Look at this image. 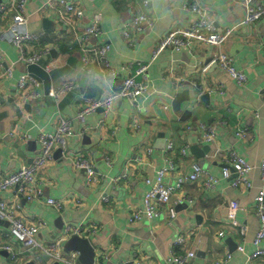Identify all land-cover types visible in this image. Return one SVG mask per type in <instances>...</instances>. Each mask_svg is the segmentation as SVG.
Segmentation results:
<instances>
[{
    "label": "crops",
    "instance_id": "crops-1",
    "mask_svg": "<svg viewBox=\"0 0 264 264\" xmlns=\"http://www.w3.org/2000/svg\"><path fill=\"white\" fill-rule=\"evenodd\" d=\"M5 1L0 0V3ZM65 1L83 10V18L75 24L77 31L88 27L94 15L100 16L102 34L97 39L90 38L88 45L103 43L109 50L104 59L93 58L84 70L83 54L74 41L73 32L58 21V0H27L24 5L27 29L42 33V39L39 43H28L25 51L31 54L48 46L50 52L36 66L49 76V89L58 90L68 82L71 90L55 102L38 80L43 96L18 106L16 84L20 76L29 74L28 66L17 61L14 48L1 38L10 24V14L5 19L0 16V51L3 54L0 64V181L21 166L32 164L40 152L39 136L53 133L62 117L71 121L76 133L69 140L71 155L89 159L95 171L107 178L108 183L102 191L113 202L107 205L98 200L85 184V173L60 161L59 152L54 161L38 173L41 197L22 202L13 187L0 191V203L17 205L22 219L28 223L39 219L46 223L36 236L44 248L51 246L56 240L54 236L58 240L66 227L79 229L77 236L89 241L94 250L93 263L97 264H162L176 236L194 229L186 249L193 250L195 257L188 264H215L227 256L225 264H264V257L250 259L256 249L264 248V240L258 245L253 243L259 227L254 209V198L260 186L258 165L264 159V98L258 94L264 87V20L236 27L244 13L240 0H199L218 32L236 27L222 49L247 78L245 85L238 86L214 65L206 73L201 71L217 52L215 48L197 45L192 56L185 51L165 50L152 60V51L160 37L176 25H190L192 18L184 9L185 0H148L146 6H141L152 26L141 32L130 28L136 36L133 48L127 47L121 33L136 13L130 0ZM104 63L124 69L117 78L108 80V85L103 83ZM137 63L148 64L146 84L154 93L138 98L136 113L127 100H121L111 113L99 109L88 115L83 124L72 120L86 99H101L118 89L125 78L133 77ZM184 92L189 99L181 105V112H177L172 100ZM202 95L204 99H200ZM254 113L259 117L255 118ZM135 119L139 122L136 128L131 127ZM199 124L215 131L212 145L199 141L202 135ZM160 134H164V149L167 144H173L169 157L174 162V171L165 182L175 185L183 180L168 206L174 209L175 217L170 222L168 209L161 208L152 219H142L131 225L129 216L142 206L147 189L144 179L153 177L165 163ZM145 148H151L150 154H145ZM182 150L185 155L181 154ZM227 152L237 153L254 166L248 176L251 187L242 184L233 187L234 175L228 179L222 177ZM105 158L109 159V165ZM194 163L216 180L213 189L203 186L204 178L196 182L184 180L191 174ZM125 164L130 166L127 168ZM122 171L126 178L112 183L111 179ZM116 185L124 188L120 195L123 201H117ZM48 198L62 201V208L56 210L47 205ZM73 199L80 200L81 205L76 206ZM231 202H236L238 208L234 217L229 209ZM5 222L0 223V264H12L3 250L7 246L16 254L17 264H50L53 261L43 252L25 248L17 242ZM240 226H245L243 235L239 232ZM219 232L224 233L223 237H218ZM61 249L57 251L60 258L68 260L74 254L75 262L82 264L78 262L77 251L65 256Z\"/></svg>",
    "mask_w": 264,
    "mask_h": 264
},
{
    "label": "built area",
    "instance_id": "built-area-1",
    "mask_svg": "<svg viewBox=\"0 0 264 264\" xmlns=\"http://www.w3.org/2000/svg\"><path fill=\"white\" fill-rule=\"evenodd\" d=\"M26 1L27 0H6L0 3L1 18H9L8 14H10V24L8 28L3 31L1 38H4L11 47L14 48L17 53L18 62L30 66L38 65L46 58L50 50L48 46H45L43 49H38L31 54H27L25 51V47L28 43H39L42 39V33L29 32L27 29L28 17L24 13ZM240 1L244 13L236 27L250 26L264 20V1ZM130 2L133 3L136 13L121 33L127 47L133 48L136 42V36L132 35L130 28L141 32L143 29L151 28L152 21L149 16L141 11V6H146L148 0H130ZM58 4L60 6L58 21L73 32L74 41L80 46V50L83 54L81 59L83 69L87 70L90 63L93 62V58L97 60L104 59L109 50V47L103 43L93 46L88 45L90 38L97 39L102 34L99 27L100 16L94 15L88 27L77 31L75 24L83 18L82 8L77 4L66 2L65 0H58ZM184 9L192 18L190 25L187 27L176 25L170 32L160 37L152 51V60L156 59L165 50L175 52L185 51L192 56L195 46H208L215 48L217 52L212 56L209 62L201 68V71L206 73L208 69L214 65L221 72L229 76L238 86L245 85L247 82L246 76L243 72L234 67L232 59L222 49L226 42L232 37L236 27L218 32L211 22L207 10L200 4L199 0H185ZM2 58L3 54L0 51V64L3 60ZM147 69L148 64L137 63V68L133 77L125 78L118 89L112 90L101 99H86L72 120L78 124H83L88 115L99 109L106 110V113H111L115 110L116 104L121 100H127L136 113L139 107L138 98L143 94H149V92L154 93V90H150L146 84ZM122 70L124 69H116L104 63L103 76L105 79L111 81L117 78ZM7 74L10 75V72ZM16 85L18 89V106L25 105L32 100L36 101L43 96V92H41V83L29 74L20 76ZM70 90L71 84L65 82L58 90L49 89L47 96L53 98L55 102H57L61 95ZM258 94L260 97L264 98V87L259 90ZM254 116L255 118L259 117L257 113H254ZM138 124L139 122L135 119L131 127L136 128ZM199 128L202 130L199 141L207 145H212L216 138L215 131L211 128H206L202 124H199ZM238 134L241 135L242 133L239 132ZM75 136L76 133L73 131L71 121L61 117L53 133H43L39 136L38 142L40 152L32 164L23 165L19 170L2 179L0 181V191L17 187L16 193L21 199H24L25 202H32L41 197L42 190L39 188L41 182L38 178V173L47 164L54 161V153L59 150L60 161L66 162L71 168L85 173V184L88 188L93 190L98 200L107 205L112 203V198L102 191L104 186L108 183L107 178L95 171L89 159L82 158L80 155H71L68 147L69 140ZM172 149L173 144H167L166 148L163 150L165 158L164 165L154 172L153 177L144 179V184L147 189L143 195L142 206L131 212L128 219L129 224H136L142 219L150 220L157 215V212L161 208L168 209L169 221H173L175 212L172 207L168 208V206L172 194L181 187L183 180L180 179L175 185H169L165 182V179L174 171V162L169 157ZM150 152L151 148H145L146 155L150 154ZM181 154L185 155V151L182 150ZM105 161L108 165L110 164L108 158H105ZM224 164L226 166L221 170L222 177L228 179L231 175H234L235 180L232 183L233 187H237L239 184L247 188L252 186L248 176L254 169V166H251L243 157L235 152H227L224 156ZM125 165L127 168L130 166V164ZM258 170L260 186L254 198V209L258 217L259 227L253 240L255 245L260 244L264 240V159H262L258 165ZM125 178V172L122 171L116 174L111 179V182L117 184ZM203 178V186L206 189H213L216 180L208 175L198 164L194 163L192 164L191 174L184 177V180L196 182ZM123 190L124 188L116 185L115 191H117V197H119L117 198L118 202L124 200L123 196L120 197ZM72 202H74L76 206L81 205V201L78 199H73ZM46 203L56 210H60L63 202L48 198ZM229 209L231 211V216L234 217L238 210L236 202H231L229 204ZM0 220L8 223L10 234L25 248L39 250L46 254V256L51 257V259L62 260L65 264H77L74 254H72L70 259L64 260L60 258L57 251L60 250L62 242L72 234L77 235V233L80 232L79 229L66 227L64 234L60 236L58 240H55L54 244L48 246V248H44L36 240L37 234L46 225L43 220L39 219L35 222L28 223L22 219L17 205L8 204L6 202L0 203ZM194 230L176 236L162 264H188L195 257V252L193 250L186 249L188 239ZM239 232L243 235L245 226H240ZM223 234V232H219L218 237H223ZM3 250L8 253L12 264H17V256L12 251L11 247H4ZM260 257H264V248L256 249L252 255H250V259L252 260ZM228 259L229 256L221 259L215 264H225Z\"/></svg>",
    "mask_w": 264,
    "mask_h": 264
},
{
    "label": "water",
    "instance_id": "water-1",
    "mask_svg": "<svg viewBox=\"0 0 264 264\" xmlns=\"http://www.w3.org/2000/svg\"><path fill=\"white\" fill-rule=\"evenodd\" d=\"M27 69L31 76H33L39 81H42L44 91L45 93H47L49 86H50L49 76L46 75V73L40 67L36 65H30L27 67ZM204 98H205L204 95L200 97V99H204ZM188 99H189V96L185 92L175 95L174 99L172 100L173 109L177 112H181L180 111L181 105ZM185 114L188 115L187 112ZM160 137H162V139L159 140L160 149H164V146H165L164 134H160ZM207 148L209 147L206 146V149ZM59 152L60 151L57 150L54 153V157H57ZM22 202H25V200L22 199ZM2 222L3 221L0 220V223ZM6 224L8 223L5 222V225ZM54 239L57 240V236H54L53 240ZM52 244H54V242ZM61 248H62L61 252L64 253L65 256H68L72 251H77L79 253L78 262L80 261L82 264H92L93 263L94 250L87 239L79 238L77 235L69 236L68 238H66V240H64V242H62ZM50 264H65V263L62 260H53Z\"/></svg>",
    "mask_w": 264,
    "mask_h": 264
},
{
    "label": "clouds",
    "instance_id": "clouds-1",
    "mask_svg": "<svg viewBox=\"0 0 264 264\" xmlns=\"http://www.w3.org/2000/svg\"><path fill=\"white\" fill-rule=\"evenodd\" d=\"M149 2H151V0H149ZM103 83H104L105 85H108V80L105 79V80L103 81Z\"/></svg>",
    "mask_w": 264,
    "mask_h": 264
}]
</instances>
